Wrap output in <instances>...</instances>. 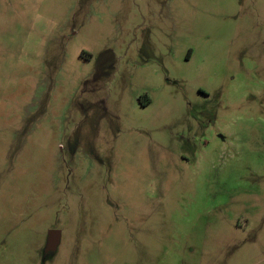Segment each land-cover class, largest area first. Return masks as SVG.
<instances>
[{
	"label": "rangeland",
	"instance_id": "1",
	"mask_svg": "<svg viewBox=\"0 0 264 264\" xmlns=\"http://www.w3.org/2000/svg\"><path fill=\"white\" fill-rule=\"evenodd\" d=\"M0 264H264V0H0Z\"/></svg>",
	"mask_w": 264,
	"mask_h": 264
},
{
	"label": "water",
	"instance_id": "2",
	"mask_svg": "<svg viewBox=\"0 0 264 264\" xmlns=\"http://www.w3.org/2000/svg\"><path fill=\"white\" fill-rule=\"evenodd\" d=\"M61 240V231L57 229H51L48 232L47 244L45 248V253L56 252Z\"/></svg>",
	"mask_w": 264,
	"mask_h": 264
}]
</instances>
